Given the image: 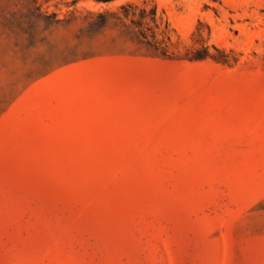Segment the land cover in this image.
I'll return each mask as SVG.
<instances>
[{"label":"rangeland","instance_id":"1","mask_svg":"<svg viewBox=\"0 0 264 264\" xmlns=\"http://www.w3.org/2000/svg\"><path fill=\"white\" fill-rule=\"evenodd\" d=\"M0 264H264V0H0Z\"/></svg>","mask_w":264,"mask_h":264}]
</instances>
